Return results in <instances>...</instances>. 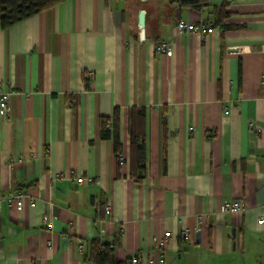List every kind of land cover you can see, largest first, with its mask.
I'll list each match as a JSON object with an SVG mask.
<instances>
[{"label": "crops", "instance_id": "obj_1", "mask_svg": "<svg viewBox=\"0 0 264 264\" xmlns=\"http://www.w3.org/2000/svg\"><path fill=\"white\" fill-rule=\"evenodd\" d=\"M222 5L231 29L178 28ZM0 83V195H23L0 211V264H88L78 244L116 238V257L139 264H264V0H65L0 26ZM115 108L119 158L98 129ZM234 200L244 209L224 212Z\"/></svg>", "mask_w": 264, "mask_h": 264}, {"label": "trees", "instance_id": "obj_2", "mask_svg": "<svg viewBox=\"0 0 264 264\" xmlns=\"http://www.w3.org/2000/svg\"><path fill=\"white\" fill-rule=\"evenodd\" d=\"M65 0H0V26L8 28L11 25L26 19L34 14H37L45 9L51 8L60 4ZM204 0H180L183 6L199 8ZM214 19L212 24L219 26L221 30L231 29V25L224 24V19L229 13L225 10V6L214 7L212 9ZM85 86H88V81L85 79ZM136 112L143 115L142 109H132L131 113ZM99 135L102 139H111L113 149L117 158L121 154V143L119 138V110L114 109L110 117L100 116L98 120ZM129 142H130V175L136 182L143 179L146 173L145 165V141L142 136L135 131L133 125H129ZM105 202L102 199L99 207V216L103 217ZM118 244L117 238L109 243H101L97 239H93L90 243L88 251L85 250V258L92 264H130L129 258L120 260L116 257L115 249Z\"/></svg>", "mask_w": 264, "mask_h": 264}, {"label": "built area", "instance_id": "obj_3", "mask_svg": "<svg viewBox=\"0 0 264 264\" xmlns=\"http://www.w3.org/2000/svg\"><path fill=\"white\" fill-rule=\"evenodd\" d=\"M141 2H144L145 0H140ZM178 28L186 33L197 35L200 37H206L208 34L212 33L215 30V26L207 21H199V22H188V21H180L178 23ZM141 38V37H140ZM170 48V42L169 40H161L157 44V50L159 52L166 51ZM9 98H10V91L4 86V84L0 83V113L6 114L8 112V104H9ZM59 177H63L60 175ZM76 181L80 182L82 178H74ZM88 179V178H87ZM88 181H90L88 179ZM12 206L16 210L20 211L23 207V195L19 192L10 193L6 196L0 195V211L3 207V205ZM244 209V204L241 201L234 200L230 201L224 204L223 211L224 212H231V213H238L241 212ZM105 212L108 211L107 204L104 205ZM43 222L47 224L48 227H51V223L48 222V216L43 215L42 217ZM171 236V232H165L163 236L156 237L153 240L156 243L163 244L166 238ZM179 237L182 240H188L189 239V231L187 229H181L179 232ZM78 249L80 252L85 253V249L83 245L78 244ZM140 258L137 254H134L129 257V263L130 264H139ZM160 261H162V256L160 257ZM92 264V263H88Z\"/></svg>", "mask_w": 264, "mask_h": 264}, {"label": "water", "instance_id": "obj_4", "mask_svg": "<svg viewBox=\"0 0 264 264\" xmlns=\"http://www.w3.org/2000/svg\"><path fill=\"white\" fill-rule=\"evenodd\" d=\"M138 24H139L140 29L143 30L144 28V11L143 10L139 11ZM141 37H143V33L141 34Z\"/></svg>", "mask_w": 264, "mask_h": 264}]
</instances>
